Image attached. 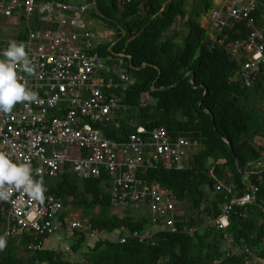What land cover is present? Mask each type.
<instances>
[{
  "label": "trees",
  "instance_id": "obj_1",
  "mask_svg": "<svg viewBox=\"0 0 264 264\" xmlns=\"http://www.w3.org/2000/svg\"><path fill=\"white\" fill-rule=\"evenodd\" d=\"M84 1L89 5L94 2ZM96 1L104 17L91 9L90 19L101 20L113 31V42L128 33L116 45H101L98 52L102 57L126 54V68L135 83L124 98L127 113L134 117L129 119L127 113L120 112V127L95 126L116 143L130 140L141 126H165L175 137L191 135L202 143L184 170L160 166L137 173L144 184L173 193L180 213L175 217L178 231L158 235L155 244H142L135 238L124 244L112 241L110 235L120 236L128 231L152 233L154 224L147 207L127 210L124 216L115 214L113 179L107 173L100 178L81 179L68 166L57 178L38 180L43 181L47 195L55 196L65 207L73 206L83 212L85 221H81L85 228L73 231L69 240L75 260L62 252L45 249L43 245L49 236L23 231L8 239L7 247L0 251V264L264 263V167L261 175L245 178L248 163L264 159V111L254 103L256 94H264V83L260 80L252 88H245L238 80L241 65L227 50L228 45L247 38L250 31L246 23H231L218 36L225 40L221 45L211 39L209 30L201 23L216 7L215 0H195L188 16V0H133L131 4L123 0L122 6L119 0ZM263 15V6L254 13L257 23L264 26ZM12 20L16 24L25 21L17 17ZM39 23L37 20V26ZM183 31L186 35L180 46L177 41ZM28 37L29 31L22 30L17 40L24 42ZM6 45L0 43V47ZM191 72L195 75L193 82L191 75L186 77ZM144 95L154 99L155 105L143 107ZM216 183L231 192L219 186L212 189L210 185ZM248 183L259 187L256 202L235 207L225 232L208 225L207 218L218 219L224 205L244 197ZM189 229L196 230L193 236ZM94 233L98 236L90 241ZM40 244L41 250L31 248ZM250 252L253 254L247 255Z\"/></svg>",
  "mask_w": 264,
  "mask_h": 264
},
{
  "label": "built area",
  "instance_id": "obj_2",
  "mask_svg": "<svg viewBox=\"0 0 264 264\" xmlns=\"http://www.w3.org/2000/svg\"><path fill=\"white\" fill-rule=\"evenodd\" d=\"M68 1L0 0V20L26 18L16 35L23 29L29 31L23 43L33 72L29 75L17 68V73L21 82L37 93L34 102L18 103L10 113H0V151L14 163L30 164L34 180L57 178L68 166L81 179L107 173L113 179V212L146 206L158 229L147 234L128 231L109 238L120 243L135 238L142 244H155L158 233L178 231L175 217L179 209L170 190L150 187L136 173L157 164L168 169L187 168L190 154L200 148V140L191 135L175 137L166 127L151 132L142 127L126 144L104 136L95 125L120 127V112L127 111L125 93L135 79L126 68V54L102 57L98 52L101 45L113 42V33L91 27L89 7ZM118 3L124 4L123 0ZM261 6L264 0H227L210 11V36L219 44L225 41L218 36L231 23L245 22L250 31L247 38L228 47L233 60L241 65L238 80L245 88L260 80L264 83V28L254 16ZM0 28L10 30L9 25ZM7 47L0 48V59H4L2 53ZM0 190L9 193L7 200L0 201V237L6 242L23 231L52 237L65 225L70 231L85 228L84 222L73 219L68 211L64 214L66 208L55 196L45 193V202L40 204L14 186L4 185ZM258 193L259 188L251 186L243 200H234L218 219L209 218L208 224L227 231L233 208L255 203ZM97 236L94 233L91 238ZM31 248L41 250L42 245Z\"/></svg>",
  "mask_w": 264,
  "mask_h": 264
},
{
  "label": "clouds",
  "instance_id": "obj_3",
  "mask_svg": "<svg viewBox=\"0 0 264 264\" xmlns=\"http://www.w3.org/2000/svg\"><path fill=\"white\" fill-rule=\"evenodd\" d=\"M88 7H89V10L93 9V8H90V6H88ZM216 7H217V4H216ZM89 15H90V13H89ZM87 18L90 21V16L88 17V13H87ZM20 25L25 26V22L20 23ZM0 30H1V28H0ZM12 31H13V29L11 30V32ZM209 35H210V33H209ZM213 41H215V40H213ZM215 42H217V41H215ZM0 43H6L7 44V42L2 41V40H0ZM230 45L227 46V50H228V47ZM0 48H3V47H0ZM2 55H3L4 59H0V113L7 114V113H10L18 103L34 102L37 99V93L29 90L26 87V85L21 82V78L18 76V73H17V68H20L23 72H25L29 75H31L33 72V67L31 66V61H30L29 55L26 51L25 44L23 42L18 43L14 40L10 41L8 47L5 50H3ZM247 89H250V88H247ZM146 97L150 98L149 95L143 96V98H146ZM148 105H150V104H148ZM119 122L122 124L121 120H119ZM142 127L148 129L149 132H151V131L156 130V128H158V127H165V126H158L154 129H150L146 126H141L140 128H142ZM140 128H138V129H140ZM138 129H137L136 133H138ZM129 141L130 140H127V142H123V143L126 144V143H129ZM201 144H200V147H201ZM199 150H200V148H199ZM199 150H197L195 153H197ZM192 154H194V153L190 154V158L188 161L189 165H190V159H191ZM160 166L164 167L160 164H157L155 167H147V168H143V169H155V168L160 167ZM247 167H248V169L245 172V176H246L245 178L246 179H248L249 176L254 175V174L255 175H261L263 173L264 159L249 162ZM164 168H166V167H164ZM166 169H168V168H166ZM140 170H142V169H140ZM140 170H138L137 173ZM168 170H172V169H168ZM137 173H136V175H137ZM137 178H138V176H137ZM216 184H218V185H216ZM216 184H215V186L213 185V187L210 185V187L212 189H214V187L219 186V183H216ZM4 185L14 186L16 189L23 190L29 196V198H31L34 201L39 202L40 204H43L45 202V192L47 189L45 188L42 180H34L33 179L32 169H31L30 164L14 163L6 153L0 151V188H2ZM148 185L150 187L152 186L151 184H148ZM220 186H221L220 189L226 190L229 193L231 192L230 189H228L222 185H220ZM251 186L259 188L257 185H252V184L248 183L247 189L245 190V192L243 194L244 196L247 193H249V189ZM257 197H258V195H257ZM8 198H9V193L5 190H0V201H5ZM244 198L245 197H243L240 200H243ZM234 200H237V199L231 200L229 203H227L226 205H224L222 207L221 215L223 213V209L226 206H230ZM65 208H66V212L64 214L68 215V213H69L71 215V212L68 210V208L67 207H65ZM67 211H68V213H67ZM71 217L73 219H77V220L78 219L81 220L83 218V217L82 218H74L72 215H71ZM29 218H31V217H29ZM209 218H211V217H209ZM209 218H207V224H208ZM64 228L65 227H63V230H64ZM63 230H61V232ZM157 230L158 229L154 226L153 232H155ZM189 230H190L189 235L193 236L196 230L195 229H193V231H192V229H189ZM61 232L59 234H61ZM162 233H164V232L158 233L156 235V238L158 237V235H160ZM165 233H167V232H165ZM114 242H116V241H114ZM122 244H124V243H122ZM146 244H148V243H146ZM6 247H7L6 240L4 238L0 237V251H3ZM251 254H253V252L248 253V255H251ZM258 262H259V264H264L260 261H258Z\"/></svg>",
  "mask_w": 264,
  "mask_h": 264
},
{
  "label": "rangeland",
  "instance_id": "obj_4",
  "mask_svg": "<svg viewBox=\"0 0 264 264\" xmlns=\"http://www.w3.org/2000/svg\"><path fill=\"white\" fill-rule=\"evenodd\" d=\"M71 1H73L76 4H80V5H86V6L89 5L84 0H70L68 2L71 3ZM194 2H195V0H188L187 1L186 8H185V14H186V16H188L189 13L192 11L193 6H194ZM215 3H216V0H215ZM89 16L90 15L88 13V17ZM204 18L208 19V23L205 24V28L207 30H209V33H211L212 32V29H211L212 28V19H211L210 14L207 15V16H205ZM15 22L16 21H13L12 19H10V20L1 19L0 20V26H6V25H9L10 26V30L9 31L7 30V28L1 29V31H0V37H1L0 40L7 42V44H9V42L10 41H13V40L14 41H17V35L16 34L22 28V26L20 25V23L19 24H16ZM23 22H25V21H23ZM96 23L101 26L100 28H97V29H99L101 31H106L108 33H114L110 29L106 28L105 24L101 20H97ZM12 29H13V31L11 32ZM185 35H186V31H183L180 34V36L178 37L177 43L180 46H182V44L184 43V37H185ZM111 37L113 38V35H111ZM125 96H126V93H125ZM155 103L156 102H155L154 99H151V98H148V97L142 99V105H143V107H147L148 104L155 105ZM254 103H255V106L257 107V109H259L261 111H264V94L263 93L256 94L254 96ZM127 111H128V108H127ZM127 111H125L123 114H125V115L128 114L126 117L129 118V119L130 118H133L134 115L133 114H129V112L127 113ZM135 119H131L129 121H132V120H135ZM216 185H218V184H216ZM219 187L221 188L220 185H219ZM67 208L71 212V215L74 218H82L83 217L82 210H80L78 208H75L73 206H68ZM116 213H119L121 216H124V214H123L124 212H122V209H120V211L119 212H116ZM147 213H148V211H147ZM82 220L85 221V218H83ZM189 231L190 230H188V232ZM67 232H68V234H67ZM72 232L73 231H70L67 228H64V230L61 232V234H58L56 236L50 237L48 240L45 241V247H46V249L47 250H56V251L62 252V253H64V255H65L66 258H69L72 261H74L75 258H72L73 256H72L71 250L68 251V248L70 247L69 240L72 237L71 236ZM64 234H67L68 236L66 237V236H64ZM247 255H248V253H247Z\"/></svg>",
  "mask_w": 264,
  "mask_h": 264
},
{
  "label": "water",
  "instance_id": "obj_5",
  "mask_svg": "<svg viewBox=\"0 0 264 264\" xmlns=\"http://www.w3.org/2000/svg\"><path fill=\"white\" fill-rule=\"evenodd\" d=\"M93 9H94V11H96L97 13H98V16H102L101 15V13H99V11H98V5H97V1L96 0H94V2H93V4H92V6H91ZM102 17H104V16H102ZM127 32H125L124 33V36L123 37H121L119 40H117L115 43H114V45H116V44H118L119 42H121L126 36H127ZM113 45V46H114ZM132 59V58H131ZM189 75H191L192 76V79H191V82H193L194 81V78H195V75H194V72H191V73H189L186 77H188ZM153 91H155V88H153ZM202 103V102H201ZM201 103L199 104V106L201 107ZM213 119H214V124H215V127H217V125H216V118H215V115L213 114ZM228 144L232 147V149H233V146L231 145V143L230 142H228ZM235 163H236V166H237V170L239 171L240 170V167H239V160L235 157ZM212 187H213V185H211Z\"/></svg>",
  "mask_w": 264,
  "mask_h": 264
},
{
  "label": "crops",
  "instance_id": "obj_6",
  "mask_svg": "<svg viewBox=\"0 0 264 264\" xmlns=\"http://www.w3.org/2000/svg\"><path fill=\"white\" fill-rule=\"evenodd\" d=\"M227 0H216V4L217 5H219V6H222L223 4H224V2H226ZM71 3H72V5H74V6H78V5H80V4H76V3H74L73 1H71ZM80 6H86V5H80ZM88 6H90V8H92L91 6L92 5H88ZM263 10H264V7H263ZM90 12V10L88 11V13ZM263 17H264V15H263ZM90 21H92V19H90ZM97 21V20H96ZM201 23H202V26L203 27H205V24L206 23H208V19H206V18H204L203 20H201ZM260 26H263V25H260ZM99 28H100V26H99ZM263 28H264V26H263ZM97 29V28H96ZM114 38H116V36H115V33H113V39ZM212 39L213 38H215V37H211ZM120 39V38H119ZM119 39H117V40H119ZM116 40V41H117ZM115 41V42H116ZM115 42H113V44L115 43ZM48 240V239H47ZM44 248L46 249V247H45V243H44Z\"/></svg>",
  "mask_w": 264,
  "mask_h": 264
},
{
  "label": "flooded vegetation",
  "instance_id": "obj_7",
  "mask_svg": "<svg viewBox=\"0 0 264 264\" xmlns=\"http://www.w3.org/2000/svg\"><path fill=\"white\" fill-rule=\"evenodd\" d=\"M91 22V27H93V28H99V26L100 25H98L96 22V20H92V21H90ZM101 27V26H100Z\"/></svg>",
  "mask_w": 264,
  "mask_h": 264
},
{
  "label": "bare ground",
  "instance_id": "obj_8",
  "mask_svg": "<svg viewBox=\"0 0 264 264\" xmlns=\"http://www.w3.org/2000/svg\"><path fill=\"white\" fill-rule=\"evenodd\" d=\"M18 18H20V17H18ZM25 19V21H26V18L25 17H21L20 19ZM38 25V24H37ZM38 27H41V25L39 24V26ZM41 29V28H40ZM24 30H26V29H24ZM38 33V32H37ZM0 230H1V228H0ZM4 230V229H3ZM92 239H94V238H90V241L92 240ZM41 245V244H40ZM44 246V245H43ZM70 250H72L71 248H68V251H70Z\"/></svg>",
  "mask_w": 264,
  "mask_h": 264
}]
</instances>
